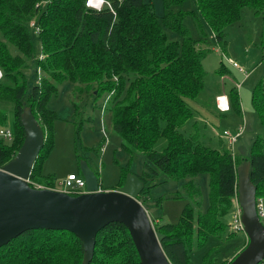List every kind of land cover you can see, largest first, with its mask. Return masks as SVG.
Masks as SVG:
<instances>
[{
	"label": "trees",
	"instance_id": "16d2710c",
	"mask_svg": "<svg viewBox=\"0 0 264 264\" xmlns=\"http://www.w3.org/2000/svg\"><path fill=\"white\" fill-rule=\"evenodd\" d=\"M86 1L0 0V124L4 127L12 113L13 134L10 140L0 138V168L23 142L20 115L30 106L44 132V143L29 178L55 186L41 175L42 163L54 147L57 115L48 108L50 96L58 85L68 82L79 94L92 93L96 102L105 97L103 113L111 117L112 130L120 137L129 163L141 154L150 171L135 173L145 183L140 198L147 197L151 187L147 180L154 176L184 181L188 201L180 220L175 224L152 222L164 234L161 245L170 262L188 264L192 251L209 236L221 238L228 227L237 168L244 160L250 165L256 201H264V135L253 139L246 156H236L223 140L219 147L211 148L198 132L184 134L186 123L195 117L189 100L195 101L204 88L202 61L210 49L203 24L212 31L215 46L224 52L226 28L240 22L246 9L255 16L263 15L264 0H195L197 12L180 9L185 0H162L160 17L152 2L145 0H104L100 9L87 7ZM187 15L195 19L201 38L191 36L184 22ZM31 22L39 28L37 33ZM32 32L38 35L40 52L35 50ZM169 33L178 39H171ZM217 72L227 74L222 68ZM229 97L240 112L234 85ZM251 105L264 125L263 80L252 90ZM160 139L165 143L159 150ZM128 172V164L120 165L115 189ZM198 174L208 175L205 210L194 182ZM82 259L81 240L65 230H27L0 247V264H82ZM88 264H141L123 224L111 222L97 233Z\"/></svg>",
	"mask_w": 264,
	"mask_h": 264
},
{
	"label": "rangeland",
	"instance_id": "374dc122",
	"mask_svg": "<svg viewBox=\"0 0 264 264\" xmlns=\"http://www.w3.org/2000/svg\"><path fill=\"white\" fill-rule=\"evenodd\" d=\"M145 1L152 2L156 15L162 16V0ZM41 5L43 7L44 3ZM180 9L197 12L195 0H185ZM184 22L193 38H201L200 30L191 15H187ZM202 29L207 40L206 47L210 49L202 61L206 72L204 88L195 101L189 100L195 117L186 123L184 134L188 136L198 132L206 146L217 148L221 140L230 145L228 138L223 136L224 131L236 135L242 129L232 144V152L236 156H246L253 139L257 135H264V125L257 120L251 105L254 86L259 80L264 81V14L255 16L252 10L246 9L240 22L228 26L224 52L215 46L212 31L205 23ZM169 36L173 40L178 39L173 33H169ZM32 39L35 41L36 52H40L38 35L32 32ZM233 61L249 72L244 80L232 66ZM219 68L226 71V76L241 82L238 90L240 112L229 101L232 83L217 72ZM74 88L73 84L62 83L48 101V108L56 112L57 119L54 123V147L42 163L41 175L47 176L48 180L57 185L70 173L81 175V166H88L98 172L103 187L112 188L119 181L120 165L128 164L130 171L136 174L149 173L146 160L141 154L134 155L129 163V155L121 148L120 137L112 130L111 117L103 113L105 97L96 102L92 93L79 94ZM220 94L229 98V110L226 112H219L214 106ZM208 103L212 106L206 107ZM5 126H12V113H8ZM79 127L81 129L77 133ZM164 143L160 139L157 149L160 150ZM194 182L200 188L201 209L205 210L208 205V175L198 174ZM183 183L168 180L164 176L148 179L147 185L151 187L147 197L141 201L148 209L149 216L160 223H177L188 201ZM177 194H182V197L176 198ZM230 221L231 218H228V227L221 238L209 236L200 248L192 251L188 264H228L231 261L245 241L246 234L244 231L233 233L229 227Z\"/></svg>",
	"mask_w": 264,
	"mask_h": 264
},
{
	"label": "water",
	"instance_id": "95a60500",
	"mask_svg": "<svg viewBox=\"0 0 264 264\" xmlns=\"http://www.w3.org/2000/svg\"><path fill=\"white\" fill-rule=\"evenodd\" d=\"M20 120L23 142L0 168V247L27 230H65L81 240L82 264H88L97 233L107 224L119 222L127 228L141 264H172L161 245L164 234L154 229L148 209L137 200L145 187L138 175L128 172L119 188L102 190L95 171L81 166L84 193L31 187L27 179L43 146L44 132L30 106L23 108ZM249 168L246 160L237 168L238 204L247 243L228 264H260L264 259V226Z\"/></svg>",
	"mask_w": 264,
	"mask_h": 264
},
{
	"label": "built area",
	"instance_id": "2783aa9c",
	"mask_svg": "<svg viewBox=\"0 0 264 264\" xmlns=\"http://www.w3.org/2000/svg\"><path fill=\"white\" fill-rule=\"evenodd\" d=\"M94 2L99 3V4H95ZM103 4H104V0H87L86 1L87 7H92L95 9H100ZM31 26L34 28L35 33H37L39 31V28L33 22H31ZM232 66L234 68H236L237 71L240 72L243 76H247V71L242 66H239L237 62L233 61ZM1 76H2V73L0 71V77ZM222 77L224 79H228L229 81H231L232 85H234L237 90L240 89L241 82L231 78L228 75L227 76L223 75ZM215 105H216V108L220 112L228 111L229 110L228 97L224 94L218 95L215 99ZM241 130L242 129H240L239 133H237L236 135H231L228 131L223 132V136L228 138L230 146H232V144L235 142V140L237 139V137L241 133ZM12 135L13 134H12V130L10 127L0 126V138H3L5 140H10L12 138ZM27 182L29 183V185L31 187H34V188H49V189L64 191V192L71 194V195H78V194L85 192V180H84L83 176L76 175L74 173H70L63 181L59 182L57 185H55L53 187L45 186L43 184L34 182V181L30 180V178L27 179ZM141 199L142 198L137 197V200L140 203H142ZM234 201L235 202L233 204V209H232V213H231V217H230L231 221L229 223V227H230L232 232H239V231L243 232L244 231V225H243V222L241 220L242 209L235 199H234ZM256 207H257V213H258L259 219L264 226V201L262 198L257 199ZM263 262H264V259L262 260L261 264Z\"/></svg>",
	"mask_w": 264,
	"mask_h": 264
},
{
	"label": "crops",
	"instance_id": "0c3cea01",
	"mask_svg": "<svg viewBox=\"0 0 264 264\" xmlns=\"http://www.w3.org/2000/svg\"><path fill=\"white\" fill-rule=\"evenodd\" d=\"M264 55V54H263ZM240 73V72H239ZM241 74V73H240ZM242 75V74H241ZM249 75V72L247 73V76ZM243 76V75H242ZM247 76H243L242 77V79L244 80ZM191 105V104H190ZM214 106H215V101H214ZM216 108V107H215ZM217 109V108H216ZM218 110V109H217ZM242 164V163H241ZM100 188L102 189V190H114L115 188L114 187H112V188H105V187H103L102 186V184L100 185ZM234 199L237 201V203H239L238 202V193H237V188H236V193H235V195H234ZM235 202V201H234ZM150 218L151 219H153L152 217H151V215H150ZM153 221H157V222H159L156 218H154L153 219ZM160 223V222H159ZM245 243H247V237H246V239H245V241H243V244L241 245V248L239 249V251L245 246ZM238 251V252H239Z\"/></svg>",
	"mask_w": 264,
	"mask_h": 264
},
{
	"label": "bare ground",
	"instance_id": "6f19581e",
	"mask_svg": "<svg viewBox=\"0 0 264 264\" xmlns=\"http://www.w3.org/2000/svg\"><path fill=\"white\" fill-rule=\"evenodd\" d=\"M95 3V2H94ZM95 4H99V3H95Z\"/></svg>",
	"mask_w": 264,
	"mask_h": 264
}]
</instances>
